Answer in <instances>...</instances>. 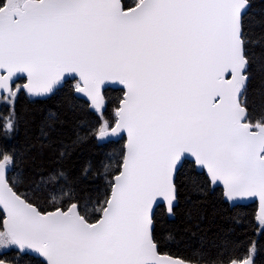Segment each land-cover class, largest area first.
<instances>
[{"label":"snow or ice","instance_id":"obj_1","mask_svg":"<svg viewBox=\"0 0 264 264\" xmlns=\"http://www.w3.org/2000/svg\"><path fill=\"white\" fill-rule=\"evenodd\" d=\"M0 264H264V0H0Z\"/></svg>","mask_w":264,"mask_h":264}]
</instances>
